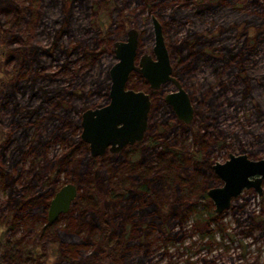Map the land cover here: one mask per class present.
<instances>
[{
    "label": "rangeland",
    "instance_id": "374dc122",
    "mask_svg": "<svg viewBox=\"0 0 264 264\" xmlns=\"http://www.w3.org/2000/svg\"><path fill=\"white\" fill-rule=\"evenodd\" d=\"M17 1L26 7L25 16L16 23L18 28L10 27L9 30L16 31V34L28 43L34 41L47 48L51 39L48 37V31L53 30L52 22L58 18L59 2L62 0ZM65 2L67 8L69 1ZM83 6L74 7L70 26L61 36L62 47L51 51L52 54L45 57L44 61L47 71L56 73L54 77L63 80L64 90L74 93L76 97L81 95L82 100L84 91L96 85L95 78H103L110 66L116 62L113 43L124 40L129 29L138 31V53H151L154 44L151 18L155 17L162 26L173 75L191 98L194 112L199 110L196 105L200 106V102L204 104L205 101H210L212 104L215 119L213 124L209 125L207 133L210 136L208 142L212 145L203 143V150L197 149L199 144L194 142V137L202 132L203 128L199 126L196 115L186 129H181L172 119H164L162 124L165 123L164 127L169 134L164 141L166 147H157L154 153H150L152 148L145 146V140L137 145V149L144 152L143 157L136 155L135 148L125 149L116 159L93 158L89 154L88 145L80 139L87 146V150L78 149L76 152V171L79 174L77 175L76 171L70 172L68 176L61 174L60 181L55 184L50 179L49 184L44 185L49 187V192H53L50 199L66 183H72L76 187L77 183L86 185L81 179L86 162L91 165V172L92 169L97 170L92 173L94 183L88 185H93L102 199L100 206L114 213L117 221H120V236L126 232L124 262L112 260L113 258L107 261L102 257L101 264H264V194L258 195L252 188L244 189L221 213L213 211L212 202L208 198L206 203H199L198 217L192 214L181 224H177L172 219L166 221L163 216V223L151 218V205H146L147 212L140 213L137 211L138 202L135 200L137 196L128 193L127 199L122 190L125 186L132 191L142 178L141 170L149 166L157 168L149 177L154 178L153 174L156 175L158 170L161 173L159 176L167 183L171 177L179 174L177 169L167 172L160 170L161 159L158 152L163 148L180 150L183 157L189 161L188 171L181 172V178H186L190 184L183 188L184 193L195 190V178L190 176L192 174L198 175L196 182L207 180L211 183L210 187L221 185L219 179L209 175L207 167L201 162L203 153L209 155L212 164L224 162L229 154H246L253 160L264 158V34L259 30V26L264 25V0H214L211 4L206 0H151L150 3L145 0H121L119 4L112 2L108 7ZM3 18L9 20L11 15ZM58 24L57 21L56 28ZM194 33L205 37L213 47L226 43L235 53L241 49L237 54L241 57L240 63V57L234 58L233 54L232 64L213 57L198 59L192 72L187 71L189 69L185 71L186 79L178 78L174 72L175 61L179 57H187L189 52L184 49L181 52V47L188 46L189 40L192 39L187 40L188 44L182 43ZM16 34L11 35L14 37ZM4 39L7 40L6 36ZM17 39L14 38L8 46L16 47L19 44ZM194 42L196 44L198 40L194 39ZM7 48L0 42V157H8L11 153L18 157L16 146L11 145L9 150L5 148L10 138L18 135V142L16 138L13 142H21L26 148L35 132L36 139L41 144L38 149L40 157L38 160L33 159L29 154L18 162L25 171L22 174H17L18 170L15 172L18 187L21 188L20 184L27 182L34 190L46 177H40L43 162L60 153V142L54 140L57 125L53 119L44 121L42 111L40 113L35 108L40 105L39 98L36 97L30 101L29 107L38 112L37 115L33 114L37 125L26 122L27 130L20 131L18 128L14 121L16 116L12 117V111L15 109L13 102L17 103L15 95L20 98L22 94L19 86L15 94L10 90L6 92V85L16 82L14 70L17 65L14 55ZM42 57L44 59V55ZM28 65V61L23 62L21 74L24 75L25 66ZM131 81L136 89L150 92L148 84L141 82L137 76ZM175 89L172 83L161 87L153 94L152 105L158 106L160 101H164V95ZM245 90H248L247 94ZM26 95L27 93L23 98L25 103ZM93 98L94 103L88 108L100 107L99 104L103 106L108 102L103 90L95 93ZM82 112L64 123V131L75 130L74 120L79 119L80 123ZM69 118L71 119H62ZM80 131L81 127L75 130L79 133V138ZM158 132L161 133L160 130ZM46 138H49L48 147ZM44 149L46 153L42 154ZM87 156L90 160H87ZM176 158L178 159V156ZM139 161L144 163L145 168L137 167ZM196 162L199 169L204 167L205 174L200 172L202 170L194 169ZM110 172L112 175L109 178ZM143 179L146 178L141 180ZM121 182L125 183L120 184V188L117 187ZM167 183L162 186L164 193L171 190ZM177 186L174 185V188H180ZM6 197L7 191L2 190L0 264H56L59 245L52 240L50 233L54 230L50 228L47 231L44 228L48 222H44V219H47L48 207L45 211H41L37 206L31 209L22 207L14 212L7 204ZM114 206L119 211L115 212ZM146 213H149L147 217ZM123 214H129L126 219L130 222L123 218ZM215 214L217 217L213 218ZM64 222L65 218L61 217L55 222L53 229L62 228Z\"/></svg>",
    "mask_w": 264,
    "mask_h": 264
},
{
    "label": "trees",
    "instance_id": "16d2710c",
    "mask_svg": "<svg viewBox=\"0 0 264 264\" xmlns=\"http://www.w3.org/2000/svg\"><path fill=\"white\" fill-rule=\"evenodd\" d=\"M65 1L66 0H62V2H59L58 18L52 22L53 30L48 31V37H51L48 43L49 45L47 48H43L34 41L28 43V41L20 38V35L16 34V31L9 30L10 27L18 28L16 23L25 16L24 13L26 7L17 0H0V37L2 39L0 42L5 44L6 48L8 47L7 49L12 52L11 54L14 55L17 63L14 70L16 82H11L10 84L6 85V92L10 90L11 93L15 94L19 86L21 89L20 93L22 94L20 98H17L16 95L14 97V99L17 100V103L13 102L15 109L12 111V117L16 116L14 121L17 123L20 131H24L27 130V126L25 124L26 122L37 125L33 114L37 115L38 112L41 113L42 111L41 114L44 118V121H47L48 119H53L55 121L57 125V134L55 135L54 140L60 142L61 149L60 153L55 155L53 159H46L43 162L40 177H46L42 179L43 182L40 183L36 189L32 190V186L27 182L21 183L20 188L18 187L19 182L18 179H16V175L19 173L22 174V172L25 170L20 165H18V162L29 154L32 155L33 159L38 160L40 157V152H38V149L41 144L40 141L36 139L35 132L30 137L32 140L28 146H26V148L21 142L17 144L13 142L15 138L18 142V135L10 138L5 148H8L9 150L11 145L14 147L16 146L18 157L12 155L13 153H11V155L8 157H5V155L0 157V193L2 190L7 191V197L5 200L11 207V210L14 212L18 211V209L22 207L31 209L37 206L41 211H45V209H47L50 197L53 192H49V187H44V185L49 184L50 179L52 180V183L55 184L56 182L60 181L61 174L68 176L70 172L76 171V162L78 161V157L76 155L77 150H87V146L79 138V133L75 132V130L80 128L79 119L74 120V131H64V123L71 121L75 115L80 114L85 108H88L91 103H94V98H97H93L95 93L103 90L108 100L107 92L109 87V77L107 71L103 78H95L96 85L90 87V90L84 91V97L82 100H80L81 95L76 97L73 95L74 93H68L67 90H64V86L62 84L63 80L54 77L56 73L48 72L47 65L44 63V61L45 57H48L52 54L51 51L62 47L61 36L70 26V20L74 13V7L83 8V5H88L92 8L94 6L108 7L110 3L115 2L119 4L121 0H67L69 1L67 8ZM145 1L150 3L151 0ZM206 1L208 4L214 2V0ZM10 15L11 18L9 20L3 18L4 16ZM56 20L59 23L57 28L55 25L57 22ZM259 27L260 32L264 34V25H260ZM11 34L16 35L12 37ZM5 36L7 40L4 39ZM14 38H18L17 40L19 41V44L16 47H9L8 45H11V42L14 40ZM194 39L198 40L196 44ZM187 40L190 41V44H188ZM184 42H187L188 46L183 45L181 47L182 50H180L182 52L184 49L189 53L184 59L179 57L177 61H175L174 72L178 78L180 77L182 79H186L187 74L185 71L189 69L187 71L192 72L191 70L197 64L198 59L201 60L213 57L224 59V63L227 62L232 64V54L235 55L234 58L240 57L237 54L241 51V49L237 50L235 53V50H233L232 47H228L226 43L222 46L213 47L212 44L207 42L206 38L200 34L197 35L194 33L193 36L185 38L182 44H184ZM42 55H44V59ZM238 60L240 63L241 57ZM25 61H28L29 65L25 66L23 75L21 74V67ZM137 77L141 82L147 84L143 77L140 75H137ZM245 85V87H247V82ZM128 87L135 88L134 82L129 81ZM244 92L247 94L248 90H245ZM25 93H27V103L23 101ZM36 97H38V100L40 101V105L35 107L38 109V112L36 110L30 109L29 107L30 101ZM64 101H67V106H65ZM199 105L200 106L196 105L199 110H196L194 113L197 119H199V126L203 128V130L194 137V142L199 144L197 149L203 150V143L212 145L210 144L211 142H208L210 136H208L207 133L209 132V125L213 124L212 121L215 119V115L212 114L213 108L210 101H205L204 104L200 102ZM99 106H101V104H99ZM165 116H167V118ZM67 117H71V119L69 118L68 120H63ZM164 119H172L176 121L178 123L177 125L181 129L187 128V125H184L175 118L173 111L164 101H160L158 106L152 105L149 112V128L144 139L147 140L145 146L147 148L150 147V149L152 148L150 153H154L157 147H166L164 141L167 140V136L169 134L164 127L165 123L162 124ZM159 130L161 133L158 132ZM48 139L49 138H46L45 141L47 147ZM137 145L139 144L129 147L128 149L135 150L136 148V155H141V157H143L144 152H142L140 149H137ZM45 153L46 150L44 149L42 154ZM118 155L119 153L115 155H105L101 157L100 160H104L106 158L116 159ZM85 156L86 155H84V157ZM158 156L161 159V163H159L160 170H166L165 172H167L171 169H175V171L178 170L179 174L171 177L169 183H167V181H165L162 176H159L161 173H159L158 170L155 173L156 175L153 174L154 178L149 177V174L153 171H156L157 168L150 166L145 168L143 166L144 163H140L142 161L141 159L137 167L139 169L145 168L141 171H143L142 178L144 177L146 179L141 180L142 178H140V182L132 191L123 186L122 190H124V197L127 198L128 193H130L129 195L132 196L136 195L137 197H135V200L138 202L137 211L140 213L147 212L146 205H151V208L149 209V213L151 215L150 217L155 220H159V222L162 223L164 222L162 221L163 217L166 221L172 219L175 221L174 223L177 224H181L192 214L195 217H198L199 213H197V207L199 206V203H206L208 199L206 192L211 186V183L207 180L196 182L197 178L199 177L198 175L192 174L190 176L195 178V190H193L194 192L184 193L183 188H187L190 184L186 181V178H184L185 180L181 178V172L188 171V168L190 167V164L188 163L189 161L183 157L180 150L178 151L176 149L172 150L163 148L162 151L158 152ZM177 156L178 159L176 158ZM87 160H90L88 156ZM197 162L195 163L194 169H199ZM201 162L204 164V167H207L209 175L211 174V177H216L212 174V161L210 160L208 154L205 155L203 153ZM90 167L91 165L86 162L84 173L81 175V179L86 182V185L77 183L78 196L75 202L72 204L70 211L57 219L59 220L61 217H64L66 221L64 222V226L60 229H53L57 220L50 223L47 222V219H44V222H47L44 225L45 230L48 231L50 228L52 231L54 230L50 234L53 236L52 240L59 245V258L56 261V264H101L102 257H105L107 261L110 258H113L112 260L124 262L123 253L125 249L126 232L124 231L123 233L121 230L123 234L120 236V221H117L114 213L106 211L100 206L102 205V199L94 190L93 185H88V183L90 185L94 183L92 173L97 171L96 169H92L91 172ZM204 167L199 169L202 170L200 171L202 174H205ZM15 172H17V174ZM78 174L79 172H77V175ZM108 175L110 178L112 173L110 172ZM178 176L179 180L177 181ZM205 177L210 179L208 176ZM124 183L125 182L119 183L117 187L120 188V184ZM164 183H167L168 187L170 186L171 190L169 193H164V191H162V186ZM174 185H178L180 188L175 189ZM33 187H35L34 184ZM195 197L196 199H194ZM239 207H241V205H239ZM209 209H211L210 206ZM113 210L115 212L119 211L116 206H114ZM162 211L163 213H161ZM149 213H146L145 216L147 217ZM211 214L213 215V213ZM128 215L125 216L123 214V218H129ZM215 217H217L216 214L213 218ZM126 220L130 222V220ZM131 224L134 223L131 222Z\"/></svg>",
    "mask_w": 264,
    "mask_h": 264
},
{
    "label": "water",
    "instance_id": "95a60500",
    "mask_svg": "<svg viewBox=\"0 0 264 264\" xmlns=\"http://www.w3.org/2000/svg\"><path fill=\"white\" fill-rule=\"evenodd\" d=\"M154 44L151 53H140L139 34L134 28L126 31L124 40L113 43L116 62L108 69L109 87L106 105L88 108L81 114L80 139L88 145L91 157L102 156L109 150L117 153L127 145L143 140L148 128L151 100L148 92L127 86L131 73L141 75L151 90H160L172 83L175 90L164 95L176 118L189 124L194 117V107L188 93L173 75L169 50L166 46L160 22L152 17ZM213 173L221 185L210 187L207 195L213 211L221 213L243 189L253 188L262 193L264 158L253 160L246 154H229L224 162H214ZM78 188L66 183L49 201L47 220L52 223L69 212Z\"/></svg>",
    "mask_w": 264,
    "mask_h": 264
},
{
    "label": "flooded vegetation",
    "instance_id": "af4514ba",
    "mask_svg": "<svg viewBox=\"0 0 264 264\" xmlns=\"http://www.w3.org/2000/svg\"><path fill=\"white\" fill-rule=\"evenodd\" d=\"M126 37V36H125ZM140 53H138V55H139ZM132 74H133V76H132ZM137 75H139V74H136V73H131V75H130V77H129V79H128V81H127V86H128V82L129 81H131V79L133 78V77H136ZM141 76V75H140ZM142 77V76H141ZM138 78V77H137ZM163 87V86H162ZM135 89V88H134ZM158 90H151L150 89V92H148V94H149V96H150V100H151V106H150V109H151V107H152V101H153V99H152V96H153V94L154 93H156ZM163 99H164V97H163ZM164 102H165V100H164ZM191 102H192V100H191ZM166 103V102H165ZM167 104V103H166ZM168 105V104H167ZM169 106V105H168ZM172 110V109H171ZM150 112V111H149ZM173 114H174V112H173ZM174 116H175V114H174ZM194 116H195V113H194ZM175 118H176V116H175ZM194 118V117H193ZM177 119V118H176ZM178 120V119H177ZM148 121H149V119H148ZM179 121V120H178ZM193 121V120H192ZM191 121V122H192ZM181 122V121H180ZM183 123V122H182ZM184 124V123H183ZM190 124V123H189ZM189 124H184V125H189ZM148 128H149V123H148ZM148 128H147V131H148ZM146 131V132H147ZM146 132H145V135H146ZM145 135H144V138H143V140L142 141H140V142H137V143H135V144H133V145H127V146H125V147H123V148H121V150L119 151V152H117V153H112V152H110L109 150H106L103 154H102V156H97L98 158H101V157H103V156H105V155H115V154H118V153H121L122 151H124L125 149H128L129 147H133V146H135L136 144H140L141 142H143V141H145L144 139H145ZM97 157H93V158H97ZM212 166V165H211ZM212 169V168H211ZM212 174L213 175H215L214 173H213V170H212ZM211 175V174H210ZM216 176V175H215ZM217 178V177H216ZM218 179V178H217ZM220 181V180H219ZM221 182V181H220ZM261 187H262V193L260 194V195H263L264 194V179L262 180V182H261ZM210 188V187H209ZM208 188V189H209ZM252 188V187H251ZM251 188H249V189H251ZM207 189V190H208ZM253 189V188H252ZM244 190V189H243ZM248 190V189H247ZM254 190V189H253ZM255 191V190H254ZM256 192V191H255ZM206 194H207V192H206ZM54 195V194H53ZM259 195V194H258ZM208 196V195H207ZM209 198V197H208ZM263 198H264V196H263ZM211 201V200H210ZM49 205V204H48ZM213 205V204H212ZM214 207V206H213Z\"/></svg>",
    "mask_w": 264,
    "mask_h": 264
}]
</instances>
